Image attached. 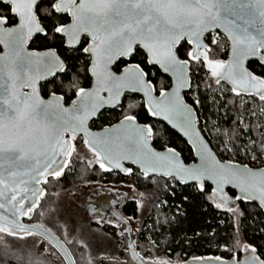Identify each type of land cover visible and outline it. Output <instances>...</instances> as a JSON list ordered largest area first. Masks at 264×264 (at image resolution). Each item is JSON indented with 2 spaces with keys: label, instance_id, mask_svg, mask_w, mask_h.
Here are the masks:
<instances>
[{
  "label": "snow or ice",
  "instance_id": "obj_1",
  "mask_svg": "<svg viewBox=\"0 0 264 264\" xmlns=\"http://www.w3.org/2000/svg\"><path fill=\"white\" fill-rule=\"evenodd\" d=\"M8 2L13 5L12 11L19 19L17 27L0 29V43H6L11 51V55L0 56V225H3L0 232L9 235L19 232L33 234L34 230L25 228L17 219L19 214L28 216L33 211V205L29 204L23 210L22 199L16 206L17 194L29 191L26 187L29 178L40 183V176L58 177L62 174L68 161L57 163V152L70 157L75 151V146L64 140V134L71 131L72 139L77 131L87 134L84 123L101 106V91H107L112 99L119 96L124 88L143 90L151 96V83L146 82L147 74L139 65L128 68L120 76L109 71L114 54L131 56L135 46L140 45L150 54L149 63H159L166 71L172 70L177 74L176 90L171 94L161 92L162 99L150 100L149 112L153 116L164 114L166 119L178 117L186 134H195L192 109L179 100V87L186 83L184 69L188 61L178 60L172 51L175 42L184 35L196 38V51L190 52L189 57L199 60L203 55L211 75L217 78V84L221 80L230 81L243 91L259 94L260 100L264 101V79L242 68V58L256 57L258 50L264 49V0H55L53 10L57 13L70 12L74 23L70 27L57 25L54 31L70 34L73 38L80 33L91 36L90 45L83 50L93 57L90 70L95 77V88H78L77 101H74L77 107L71 110L70 119L56 117L51 104L33 99L36 80L41 78L42 72H51L57 63L52 52L48 53L46 62L39 57L34 59L32 55H21L25 40L34 31L41 30L34 12L37 0ZM4 23L7 19L0 18V25ZM213 27H222L229 34L233 52L239 54L228 65L210 61L207 52L199 51L202 47L199 42L201 35ZM18 81L31 87L33 96L18 95ZM233 91L237 88L234 87ZM60 99L62 97L57 98L53 93L57 107ZM62 111L68 112L67 109ZM135 121V116L127 115L122 122H127L131 128L123 138L128 141L126 147L120 137H94L84 141L101 168L109 170L106 163L112 164L116 160L118 150H123L127 156L154 157V164L164 161L172 164L167 157H155V154L144 151L147 144L144 135H151L152 129L148 126L132 127ZM168 151L174 153L173 149ZM202 159L204 163L197 169H185L181 165L176 167L192 179H199L207 172L234 180L242 192L249 194V199L254 195L264 199V170H252L247 165L233 168L214 161L206 151ZM116 167H120L118 161ZM44 182L47 183V180ZM44 194L32 190V196L42 198ZM253 260L254 264H264L259 257Z\"/></svg>",
  "mask_w": 264,
  "mask_h": 264
},
{
  "label": "trees",
  "instance_id": "obj_2",
  "mask_svg": "<svg viewBox=\"0 0 264 264\" xmlns=\"http://www.w3.org/2000/svg\"><path fill=\"white\" fill-rule=\"evenodd\" d=\"M53 3L54 0H42L39 3L38 14L48 35H37L31 43V48H56L59 51L68 68L63 74L42 83L41 88L45 96L55 90L71 99L76 95L78 88H86L91 84L88 69L90 58L83 52L87 41H83L78 49L65 47L63 38L55 33L54 28L66 23L68 17L51 9ZM2 12L10 16V6L0 3V13ZM207 41L210 44L211 60L220 61L226 58L229 42L222 33L218 32L216 38L214 35L207 36ZM190 49V45L183 41L178 48L181 58L187 59ZM132 61L146 69L157 91L170 87L169 77L158 67L149 66L147 55L140 48H137L132 56ZM126 63L121 60L115 69L120 71ZM249 66L254 73L264 78L262 64L251 61ZM191 69L193 85L186 98L197 109L200 127L220 157L232 159L235 153L238 162L253 167L264 166V101L259 97L234 95L228 85L222 90L221 83H216L204 61L192 62ZM127 109L130 111L127 112ZM127 115H134L140 122L153 127V143L157 148L174 147L182 153L186 162L195 159L188 143L165 123L153 119L145 107L143 98L138 95H127L119 108L105 110L93 122V127L112 125ZM243 119L247 120L248 126L242 122ZM88 152L90 153L89 150ZM83 153L85 152L76 146L69 158L67 170L57 179H51L44 185L45 195L28 219L44 223L66 239L78 264L90 260L91 254L88 246L80 242V235L74 236L72 240L65 237V221L60 215L63 210L61 194L80 183L106 175V171L99 165L93 166ZM133 176H137L141 190L155 195L152 210L145 216L143 235L146 247L149 248L147 252L172 258H189L193 255L232 257L235 255V245L243 238L248 242V246L257 250L264 259V211L257 203L240 200L231 208L220 205L218 207L212 186L208 183L201 189L196 184L183 185L163 177L146 178L137 168ZM230 194L237 195L233 190H230ZM130 206L133 216L138 218L139 207L135 202ZM4 234L8 239L20 242L35 240L33 236L20 237L5 232ZM156 249L162 252L158 253ZM0 264L41 263L28 259L19 246L0 243Z\"/></svg>",
  "mask_w": 264,
  "mask_h": 264
},
{
  "label": "water",
  "instance_id": "obj_3",
  "mask_svg": "<svg viewBox=\"0 0 264 264\" xmlns=\"http://www.w3.org/2000/svg\"><path fill=\"white\" fill-rule=\"evenodd\" d=\"M0 1L4 2L5 4H10L8 2V0H0ZM40 1L41 0H37L36 5L34 6V12H35V15L37 17V22H38L41 30L40 31H34L32 33V35L25 40V42L22 46L21 55H25V54L32 55L34 59L36 57H39L43 61L46 62L49 59L48 53L52 52L55 54L57 63L55 66H53L51 72H42L41 78L36 80V83H35L36 92H35L34 96L32 93V88L29 87L27 84L21 82V81L17 82L16 92L18 95L19 94H27L29 96H33L34 100L38 99L43 104H51L52 105L51 110L53 113H55L56 117L61 118V119H70L71 110L77 107V104L74 103V101H77V94L73 98V100L69 104H67L65 97L62 94L55 93L57 98L62 97V99H60V101H59V107H57L55 100H53V93L51 95H49L48 97H45L41 92L42 83L54 78L55 76H57L59 74H63L66 71V69L68 68V65H67L65 59L60 55V53L56 49L33 50L30 48V45H31L33 39L38 34H41L44 36H47V34H48L46 29L42 25V23L40 21V17H39L38 12H37V7H38V4ZM10 5H11V11H12L13 5L12 4H10ZM12 14L14 16H16L13 13V11H12ZM59 14H61V13H59ZM65 14H69V16L71 17V20L69 23L64 24V25L70 27L74 23V17L71 15L70 12H67ZM16 17H17V22L14 25L5 26V23H4V24L0 25V29L7 30V29L17 27L19 18H18V16H16ZM6 19H7V23H8L9 22L8 18H6ZM214 31H219L220 33H222L227 38V40L229 42L228 54H227L225 59L220 60V62H223L225 65H228V64L232 63L233 60L236 58V56L239 54L238 53L234 54L232 40H231L229 34L222 27H213L209 31H206L201 35L199 42L202 45V47L199 49V51L201 53L207 52L208 59L210 61L215 62L214 60H211L209 57L210 44L207 41V35L211 32H214ZM58 34L65 38V46L68 48L78 49L81 45L82 40L85 37H87L89 40L85 47H88L91 43V36L89 34L80 33L75 38H73L72 35H70V34H62V33H58ZM183 41H186L190 45L191 49H190L189 53L195 52L196 51V38L191 36L190 34L184 35L175 42V44L173 45V48H172V51L176 55L178 60L188 61L187 67L184 69V80L186 81V83H184L183 86L179 87V100L181 101V103L183 105L190 107L192 109V112H193L192 123H193L195 134H191V133L186 134L185 131L180 126V121H179L178 117H176V118L170 117V118L166 119L164 114H160V115H156V116H153L150 114V112H149L150 100L162 99L160 97L161 92L171 94L172 92H174L176 90V88L178 86L177 74L174 73L172 70L166 71L165 68L159 63H149L148 62V64L150 66H157L162 71L163 74L167 75L171 79L170 87L167 89H163L159 93H157L156 85L149 79V76H148V73L146 72V70L139 63L131 62L132 55L136 52L137 47L141 48L147 54L148 61L150 59V54L142 46L136 45L135 51L131 56L122 57V56H119L118 54H114L113 55V61L109 65V71L113 72L117 76H120V75H123L127 71L128 68L139 65L140 68L142 70H144L145 73L147 74L145 76L146 82L150 81V83H151V86H152L151 96L146 94L145 91H143V90H134L132 88H124L121 91L119 96L112 99V98H110V94L107 91H101L100 92V97L102 98L101 106L96 110V112L94 114L90 115L89 118L84 123V128L86 129L87 134L85 133V131H77L75 133V138L72 139L73 134L71 133V131H68V132H65V134H64V140L70 141L71 144L74 145V140H76L80 137H82V139L84 141L85 140H91L94 137H99V138L120 137L121 140L123 141L124 146L126 147L128 144V141L124 140L123 138L131 131V128L127 124V122L122 123L124 121V117L122 119H120L118 122H116L112 125H106L100 129L92 128L91 124L93 121L98 119L99 115L103 111H105L107 109L113 110V109L120 107L123 104L124 98L128 94L141 96L144 100L145 107H146L148 113L150 114V116L155 120H158V121L165 123L173 131L177 132L188 143V145L192 148L195 159L191 162H186L183 158L182 153L174 147H167L165 149L157 148L153 143V135H154L153 127L150 124L140 122L139 119L135 116L136 117L135 125H133L132 127L148 126V127H151V129H152L151 135H148L147 133H145V135H144V139L147 141V144H146V147L144 148V151L149 153V154H155V157H167L169 160L172 161V164L169 165L167 163V161L154 164L153 163L154 157L150 156L149 158H145L142 155L141 156H127L123 152V150H118L116 153V160H114L112 164L106 163V168H108L109 170H105V168H102L104 171H106V172H122L124 175H129L133 171V168H137L140 170V172L145 177L156 176V177H163L165 179H175L183 185L196 184L201 189H204L206 184L208 183L212 186V193H213V196H214L218 205H220L224 208H231L232 206H235L236 204H238V202L240 200H243L246 202L257 203L259 205V207L264 211V199H261L258 195H254L253 198L249 199L248 198L249 194L242 192L241 188L239 186H237V184L234 180L230 181L228 178H221V177L216 176V175H210L207 172L200 175L199 179H192L185 172L180 171L176 167V165H181L185 169L200 168L202 166V164L204 163V161L202 159V154H204L206 151V153L214 161L219 162L221 164H229L233 168H239V167L247 165L248 168H250L252 170H264V166L253 167L247 163H241V162L231 160V159H222L220 157V155L218 154L217 150L213 147L212 143L205 136L204 132L202 131V129L200 127V119H199L198 111L195 108V106L192 105L187 100L186 94L192 89V85H193V77H192V69H191L192 62H197V61L206 62V61L204 60L203 55H201L199 60L191 59L189 57V54H188L187 59L181 58V56L178 53V48ZM0 46L3 47V50L0 52V56L11 55V51H10V49L6 43H0ZM83 52H84V50H83ZM84 53L86 55H88L91 59L90 64H89V74H90L91 79H92L91 85L89 87H86L85 89L94 90V88H95V77L93 76V74L90 70L92 67L93 57L86 52H84ZM121 59H125L129 63L127 65H125L120 71H117L115 69V66ZM242 60H243V64H242L243 70L247 71L250 74L255 75L258 78H262V77L258 76L256 73H254V71L250 68L249 64L251 61H258L260 64H262L264 66V49H259L256 57L248 56L246 58H242ZM206 64H207V62H206ZM61 65H62V68H61ZM207 66H208V64H207ZM209 70L211 72L210 68H209ZM214 79L216 81L217 78L214 77ZM262 79H264V78H262ZM220 83H224V84L228 85L231 88L234 95H237V91H238L240 93L238 96L259 97V94H253L252 92L243 91L239 85L233 84L230 81L221 80ZM234 87L237 88V91H233ZM62 109H67L68 112H64V111H62ZM85 146L88 148V150L90 152H92V150L90 149L89 146H87L86 144H85ZM169 149H173L174 153H170L168 151ZM55 158L57 160V163H60V162H64V161H69L70 157L66 156L63 152L58 151ZM117 161L119 162L120 167H116ZM99 165H100V163H99ZM53 167H56V165H53ZM67 167H68V163H67ZM67 167L63 168L62 174L67 170ZM58 177L54 176V175L40 176V177H38V179L40 180V183H36V181L34 179L29 178V183L26 185V187L29 189V191L28 192L21 191L17 194L16 206H19L20 201L23 199L24 200V209L23 210H26L27 207L29 206V204H32L33 209H34L36 207L35 205L39 204L41 198H38L37 196H32V190H37V192L42 191L45 193V186L44 185L46 183L44 182V180L46 179L47 183H48L51 179H57ZM230 190L235 191L237 193V195L232 196L230 194ZM108 206H109L108 198L102 197V199H100V200L88 202L84 207V211L89 216L95 217L96 215H98L97 213L106 210ZM31 212H29L28 216H24L23 214H19L17 217V219L19 220V223L22 224L27 229L34 230L33 234L41 235L44 239L49 240L55 246V248L59 251V253L62 255L66 264H78L74 255L72 254L70 248L68 247V245L65 243V241L60 236L55 234L50 228H48L47 226H45L42 223H39V222L30 223L27 221ZM0 226H3V225H0ZM16 236L25 237V236H28V234H26L24 232H19L18 234H16ZM251 249L246 251V252L244 251L241 256L234 255L232 257H224V256H220V255H209V256H203L200 258H193L185 264H254V260H253L254 257H259L260 260H264L260 256V254L258 253L257 250L253 251ZM139 261L140 262H138V264H146V263L141 262V260H139ZM147 264H151V263L147 262Z\"/></svg>",
  "mask_w": 264,
  "mask_h": 264
},
{
  "label": "flooded vegetation",
  "instance_id": "obj_4",
  "mask_svg": "<svg viewBox=\"0 0 264 264\" xmlns=\"http://www.w3.org/2000/svg\"><path fill=\"white\" fill-rule=\"evenodd\" d=\"M54 2H55V0H54ZM77 2H78V0H77ZM0 3L10 6V16H8L7 13H4V12L0 13V18H8L9 22L5 23V26L14 25L17 22V17L12 14L11 5L10 4H5L2 1H0ZM38 6H39V4H38ZM51 9H53V8H51ZM37 12H38V7H37ZM57 14H59V13H57ZM61 14L62 15H66L68 17V21L66 23H63V24H60V25H64V24L69 23L70 20H71V17L69 16V14H65V13H61ZM218 32L219 31L211 32L207 36L216 35ZM38 35H41V34H38ZM42 36H44V35H42ZM44 37H46V36H44ZM61 37L63 38L64 45H65V38L63 36H61ZM83 41H87V43H88L89 40H88L87 37H85L82 40V42ZM30 48H31V45H30ZM66 48H68V47H66ZM137 48H139V47H137ZM31 49H33V50H44V49H35V48H31ZM45 49H56V48H45ZM69 49H72V48H69ZM2 50H3V47L0 46V52ZM121 60H125V59H121ZM125 61L127 62L125 65H127L129 62L127 60H125ZM147 61H148V57H147ZM131 62H134V61H132V58H131ZM135 63H137V62H135ZM125 65H123L122 68ZM148 76H149V74H148ZM170 81H171V79H170ZM91 82H92V79H91ZM161 90H163V89H160L159 91H157V87H156L157 93H159ZM41 92H42V88H41ZM52 93H57V92L54 90V91L50 92L47 96H45L43 94V92H42V94L45 97H48ZM76 94H77V92H76ZM128 95H132V94H128ZM73 98L69 99L68 97H65L66 103L69 104L73 100ZM107 110H111V109H107ZM93 122L91 124L92 128L100 129V128L93 127ZM74 146H75V149H76V146H78L80 149H82L86 153V159L89 162H91V164L93 166H95V165L98 166L99 165L95 155L92 152H90V153L88 152V148L85 146L84 140L82 139V137L74 140ZM99 167H100V165H99ZM134 173H135V168H133V171L129 175H124L122 172H106V175L105 176H101L99 179L86 181V182L80 183V184L75 186V187H77V186L82 185L84 187L83 188L84 191H87V193L89 194L87 196L86 200H85L86 204L88 202H90V201L93 202L95 200H100V199H102V197H105V198L107 197L108 200H109V206L107 207V209L102 211V212L97 213L98 215H96L95 217L89 216L88 214H86L85 211H84V213L87 216L90 217L89 228H96V227L97 228H101L103 231H105L113 239V242L111 243L110 248L107 249V251H108L107 253L112 258L113 264H138V262H140L139 260H141V262L146 263V264H147V262H149L151 264H161V262H165V264H185V263H187L189 260H191L193 258L203 257V256H199V255H193V256H191L189 258L176 257V258L164 260V259H161L160 257H158L156 255H151L150 252H147L149 248L146 247L145 236L143 235V232L145 231L144 230L145 218L142 221L140 220L141 205H140V203H139V201H138V199L136 197V192L137 191H143V190H141L140 187H139V182L136 179L137 176H135V177L133 176ZM146 178H153V177H146ZM173 180L177 181L175 179H173ZM45 192H46V189H45ZM143 192H145V191H143ZM134 202L136 203V205L140 209V214H139L138 218L133 216L132 207L130 206ZM85 205L83 206V210H84ZM29 217H28V219H29ZM28 219H27V221L30 222V223L38 222V221H31V220H28ZM137 222H139L138 225H137ZM39 223H42V222H39ZM42 224H44V223H42ZM45 226H47V225H45ZM47 227L50 228L49 226H47ZM51 230L55 234L60 236L53 229H51ZM65 231H66V236L65 237L67 239H69L67 237L66 226H65ZM28 236H33L34 239H35L34 241L39 242L40 248L45 249L44 248L45 246H49L62 260H64L62 255L59 253V251L55 248V246L49 240L44 239L41 235H38V234H31V235H28ZM25 237H27V236H25ZM61 238L65 241V243L68 245V247L71 250V247H70L69 243L67 242V240L64 239L63 237H61ZM247 248L248 249H246L245 252L251 249V247H247ZM71 252L74 255L72 250H71ZM243 252L244 251H242L240 254H237V255L241 256L243 254Z\"/></svg>",
  "mask_w": 264,
  "mask_h": 264
},
{
  "label": "rangeland",
  "instance_id": "obj_5",
  "mask_svg": "<svg viewBox=\"0 0 264 264\" xmlns=\"http://www.w3.org/2000/svg\"><path fill=\"white\" fill-rule=\"evenodd\" d=\"M214 36L216 38L217 34ZM225 85L226 84L221 83L220 87L222 90H225ZM126 111H130V109H127ZM242 122H244V124L248 126L246 119H243ZM83 154L86 155V153ZM236 158V154L233 153L232 159H229L236 161ZM172 181L174 182L173 179ZM83 188L84 187L80 185L69 189L66 192H62L61 194L63 210L61 211L60 215L65 221L67 237L69 238V240H72L75 238L74 236L80 235V242L82 241L83 243L88 245L91 259L88 261H84L82 264H113L112 258L107 253V249L110 248L113 239L101 228H89L90 217L87 216L83 210V206L86 204L85 200L89 194L87 193V191H84ZM154 196L155 195L153 193L149 192H136V197L141 205V221L152 210V204L155 199ZM138 224L139 222H137V225ZM0 243L21 247L28 259L34 262L36 261L41 264H66L65 261L62 260L49 246H45V249L40 248L39 242L37 241L33 242L30 240H22L20 242L19 240L15 239L11 240L5 237L4 232H0ZM247 247H249L248 242L241 238L235 245L233 253L237 255L239 251H245L246 249H248ZM156 251L158 253L162 252V250L158 249H156ZM156 256L164 260L172 259V257H167L164 255Z\"/></svg>",
  "mask_w": 264,
  "mask_h": 264
},
{
  "label": "built area",
  "instance_id": "obj_6",
  "mask_svg": "<svg viewBox=\"0 0 264 264\" xmlns=\"http://www.w3.org/2000/svg\"><path fill=\"white\" fill-rule=\"evenodd\" d=\"M224 84V83H223Z\"/></svg>",
  "mask_w": 264,
  "mask_h": 264
}]
</instances>
